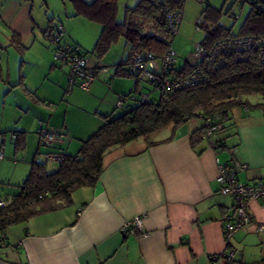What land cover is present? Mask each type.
Returning <instances> with one entry per match:
<instances>
[{"label":"crops","instance_id":"crops-1","mask_svg":"<svg viewBox=\"0 0 264 264\" xmlns=\"http://www.w3.org/2000/svg\"><path fill=\"white\" fill-rule=\"evenodd\" d=\"M140 1L121 0L118 21ZM74 13L73 6L62 0H0V47L5 49L0 81V152L4 154L0 200L16 195L32 163L49 162L47 153L77 156L105 117L115 118L119 110L125 114L129 105L135 106L131 102L117 108L120 96L130 95L136 86L144 91L141 83L117 75L130 55L124 40L103 58L88 56L92 67L107 69L88 92L66 91L67 74L55 66L54 47L45 41L44 31L52 23L61 24L65 42L85 53L94 51L102 32L99 24ZM176 53V71L195 64L194 52L181 65ZM41 123L61 135L48 149L40 145L37 134ZM204 126V119L198 117L158 139L167 142L148 147L147 143L138 146L136 140L109 152L97 187L75 191L66 208L8 228V248L0 250V263L210 264L212 257L233 252L234 264H264V229L259 230L264 226V197L251 203L254 223L237 232L228 246L223 229L234 201L221 194L218 182L219 164L234 159L248 166L238 173L240 182L264 181V105L234 108L215 136L217 150L206 140L191 146V134ZM13 134L25 135L20 140L24 150H16ZM137 217H143L145 236L123 233V225ZM218 264L228 262L220 259Z\"/></svg>","mask_w":264,"mask_h":264},{"label":"trees","instance_id":"trees-1","mask_svg":"<svg viewBox=\"0 0 264 264\" xmlns=\"http://www.w3.org/2000/svg\"><path fill=\"white\" fill-rule=\"evenodd\" d=\"M74 8V17H83L102 27L101 35L93 54L103 58L114 45L124 40L130 49L128 60L117 68L120 77H133L127 66L137 55H152L161 58L173 41L167 22V11L183 10L184 0H141L132 9L127 8L123 22L118 21L121 0H62ZM207 2L202 3L205 5ZM229 11L228 14L231 15ZM220 14L207 6L202 15L211 24L212 30L205 33L201 44L209 50L220 40L232 37L264 35V15L250 10L239 33L219 25ZM232 16V15H231ZM238 22V21H236ZM51 26V24H50ZM18 45L17 37L12 39ZM76 45V44H75ZM78 46V45H77ZM0 47V81L2 80ZM83 51V50H82ZM84 55H88L83 51ZM176 67V66H175ZM173 69V77L184 78L196 69L185 67ZM206 81L171 94L167 100L152 101L130 108L116 118H104V125L87 141L82 143L77 156L64 155L58 170L49 173L45 163H32L26 181L19 192L8 198L10 203L0 207V237L6 236L8 228L27 223L35 216L66 208L72 203V195L82 188H95L104 171L106 155L115 147H122L144 138L148 147L169 141L151 139L171 130L173 133L189 121L198 118L221 116V124L227 121L230 112L237 107L248 106L251 96L259 95L264 100V65L257 58L238 61L234 55L224 57V65L213 71H205ZM136 84L141 81L137 79ZM136 89L131 93H138ZM130 94V95H131ZM129 96V95H126ZM206 125L191 134L193 148L205 140ZM16 136V150H24L21 137ZM219 148V145H218ZM217 148V149H218ZM136 235H141L139 232ZM228 264H234L230 262Z\"/></svg>","mask_w":264,"mask_h":264},{"label":"built area","instance_id":"built-area-1","mask_svg":"<svg viewBox=\"0 0 264 264\" xmlns=\"http://www.w3.org/2000/svg\"><path fill=\"white\" fill-rule=\"evenodd\" d=\"M186 1V0H184ZM205 0H201L204 3ZM234 6H238L239 13L231 15L235 21H238L244 14V9L249 6L252 11L264 15V0H234ZM167 11V22L170 34L173 39L179 34L180 27L183 21V12ZM197 31L203 30L206 33L211 31V24L202 15L197 20ZM45 41L54 47L53 58L54 64L60 70L66 72L68 79L67 92H71L75 88L88 92L93 83L98 79L99 75L107 72V69L94 68L91 66L88 55H84L82 49L75 45L64 41V30L61 24L52 23L44 31ZM226 55H234L238 61H248L253 57L257 58L260 64L264 65V35L261 36H243L232 37L220 40L207 50L201 43L197 44L194 49L195 70L187 77H173V69L177 63L178 55L172 47V43L166 53L161 58H155L152 55H137L127 66L129 75L145 81L150 84L153 91L160 93V99L167 100L171 94L181 91L182 89L203 84L206 81L205 71L211 72L216 67L224 65V57ZM150 94H144L142 90L138 93H133L129 96H120L117 108L135 102L138 105L151 102ZM203 118V117H201ZM206 125L205 140L209 143L212 149L218 148V143L215 140L216 134L222 129L221 116L203 118ZM37 134L42 147L50 148L60 140L61 135L57 132H50L45 124L41 123ZM16 139L15 135H12ZM4 158V154L0 152V160ZM45 158L49 162H63L64 156L59 153H47ZM248 166L234 159L230 163L219 164L218 182L220 184V192L224 196L231 197L234 201L233 208L230 210V215L227 216L224 223V239L229 246L232 237L242 229L248 228L254 223V217L250 211L251 203L264 197V181L256 180L253 184H244L237 178L238 173L246 171ZM10 203V200H0V207H5ZM143 217H137L123 225L122 232L126 234H136L141 232ZM264 226H260L262 231ZM8 248L7 237H0V250L5 252ZM222 259L228 263L234 259L233 252H224L219 256L212 257L210 264H218ZM1 264V263H0Z\"/></svg>","mask_w":264,"mask_h":264},{"label":"rangeland","instance_id":"rangeland-1","mask_svg":"<svg viewBox=\"0 0 264 264\" xmlns=\"http://www.w3.org/2000/svg\"><path fill=\"white\" fill-rule=\"evenodd\" d=\"M207 3L205 5L201 4V0H186L185 1V5H184V19H183V26L178 34V36H176L173 40V49L176 51H178L181 55V58L178 60V62H180V65L182 63H184V61L187 59V55H189L190 53L194 52V47L197 44H200L202 42V40L205 37V33L203 30H199L197 31V19L201 18L202 13L204 11V9L207 6L212 7L213 9L217 10V11H222V14H220V19H219V25L232 30V32L234 34H238L240 29L242 28V25L244 24L245 20L248 17V14L251 10V8L249 6H246L244 9V14L241 16V18L238 20V22H236L233 17L228 14L229 11H231L232 13H239L240 14V9L238 6H234V0H206ZM230 12V13H231ZM119 21H123V17L121 16L119 18ZM65 41V39H64ZM122 43L119 44L118 48L119 51H122ZM88 56L89 58H94L93 52L90 51L88 52ZM179 65V64H178ZM179 65V66H180ZM60 70V69H59ZM126 80V79H125ZM132 82L134 81L135 83H137V78L135 77H131ZM130 84V83H129ZM128 83H125V85L129 86ZM142 84V89H144V94H150V97L152 99V101H156L159 102L160 101V93L159 92H155L153 91V88L150 84H148L145 81H141ZM135 87V85H134ZM75 89H79V88H75ZM80 90V89H79ZM67 91V90H66ZM249 103L252 106H257L258 104L260 105H264V100L259 96V95H254L249 97ZM135 105V104H134ZM124 111H118L119 115H117L116 117L121 116ZM115 117V118H116ZM40 126V124H39ZM189 126H193L192 124H189ZM39 129V127H38ZM37 129V131H38ZM168 133L165 131L161 134L158 135V137L156 136L151 138L153 139H163L164 137H167ZM138 146H143L145 142L144 138H140L138 139L137 142ZM135 146V145H134ZM121 149L123 147H115L114 149H112L111 151L115 150V149ZM43 149H48V148H43ZM110 151V152H111ZM46 163V162H45ZM48 164V171H53L58 169L59 165L57 163H53V162H48L46 163ZM16 192H18V190H16ZM1 258V257H0ZM3 259V258H2Z\"/></svg>","mask_w":264,"mask_h":264}]
</instances>
